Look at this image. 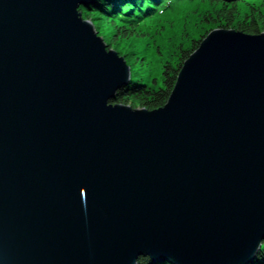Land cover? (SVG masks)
I'll return each instance as SVG.
<instances>
[{"label":"water","instance_id":"95a60500","mask_svg":"<svg viewBox=\"0 0 264 264\" xmlns=\"http://www.w3.org/2000/svg\"><path fill=\"white\" fill-rule=\"evenodd\" d=\"M0 0V264H247L264 240V31L214 27L147 110L80 7Z\"/></svg>","mask_w":264,"mask_h":264},{"label":"trees","instance_id":"16d2710c","mask_svg":"<svg viewBox=\"0 0 264 264\" xmlns=\"http://www.w3.org/2000/svg\"><path fill=\"white\" fill-rule=\"evenodd\" d=\"M175 2L193 4L189 10L175 23L180 27L179 39L171 42L174 37L173 29L167 34L156 33L159 36L156 52L161 59L159 68L160 85L157 79L142 76L139 70H131L129 59H140L138 52H144L146 47L134 48L125 60L131 72L128 83L117 93L116 103L130 107H143L152 110L163 105L172 88L175 75L183 58L194 49L200 37L211 27L232 28L242 30L245 34H256L264 31V0H99L95 5L86 8L93 12L90 17H101L104 24L111 27V37L116 40H126L139 45L144 41L147 26L145 21L152 20ZM203 5V6H202ZM82 8V7H81ZM179 22V23H178ZM171 27V26H170ZM161 28L166 30L163 26ZM193 35H192V34ZM174 45V47H172ZM136 264H170L168 262L149 263L146 258L138 257ZM247 264H264V240L257 254Z\"/></svg>","mask_w":264,"mask_h":264},{"label":"rangeland","instance_id":"374dc122","mask_svg":"<svg viewBox=\"0 0 264 264\" xmlns=\"http://www.w3.org/2000/svg\"><path fill=\"white\" fill-rule=\"evenodd\" d=\"M191 7H193V4L188 2H175L170 8H166L162 13L155 15L152 20L150 19L145 21L144 24L147 26V34L145 37H143L144 41H142L139 45L135 43L131 44L129 40H116L115 38L113 40L110 33L111 27L107 24H104L100 16H98L96 19H93L89 16L93 12L88 11L85 7H80L79 11L81 12L83 19H88L92 22L97 35L100 36L103 42L107 45V50H114L119 56H123L124 60L128 59L127 56L131 53V51L134 52V48H143L146 47V43H150L144 52L137 53V56L140 57V59L131 58L129 59L128 63L131 65L132 71L139 70L142 76L149 78L150 83H153L151 82L152 78H156V83L160 85L159 68L161 59L159 58V54L156 52L155 45L157 43H161L158 42L159 36L156 31L167 34L170 29H173L172 31L174 33V37L171 39V42H176L179 39L182 44H185V40L179 38L180 27L178 28L175 23L179 21L182 15H184V13ZM161 26H163L166 30L164 31ZM212 28L214 27H211L208 30ZM172 47H174V45Z\"/></svg>","mask_w":264,"mask_h":264},{"label":"bare ground","instance_id":"6f19581e","mask_svg":"<svg viewBox=\"0 0 264 264\" xmlns=\"http://www.w3.org/2000/svg\"><path fill=\"white\" fill-rule=\"evenodd\" d=\"M162 262H164V261H162Z\"/></svg>","mask_w":264,"mask_h":264}]
</instances>
